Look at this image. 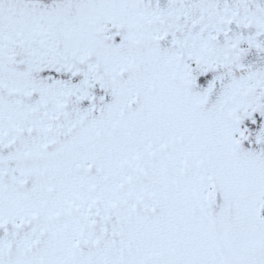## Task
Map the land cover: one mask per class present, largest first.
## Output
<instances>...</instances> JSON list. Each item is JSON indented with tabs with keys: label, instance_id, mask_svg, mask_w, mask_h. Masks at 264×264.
<instances>
[{
	"label": "snow or ice",
	"instance_id": "obj_1",
	"mask_svg": "<svg viewBox=\"0 0 264 264\" xmlns=\"http://www.w3.org/2000/svg\"><path fill=\"white\" fill-rule=\"evenodd\" d=\"M0 264H264V0H0Z\"/></svg>",
	"mask_w": 264,
	"mask_h": 264
}]
</instances>
